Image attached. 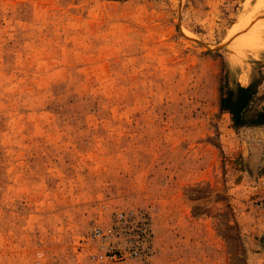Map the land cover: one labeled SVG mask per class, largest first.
I'll list each match as a JSON object with an SVG mask.
<instances>
[{
    "label": "rangeland",
    "instance_id": "374dc122",
    "mask_svg": "<svg viewBox=\"0 0 264 264\" xmlns=\"http://www.w3.org/2000/svg\"><path fill=\"white\" fill-rule=\"evenodd\" d=\"M261 112L264 0H0V264H264Z\"/></svg>",
    "mask_w": 264,
    "mask_h": 264
},
{
    "label": "built area",
    "instance_id": "2783aa9c",
    "mask_svg": "<svg viewBox=\"0 0 264 264\" xmlns=\"http://www.w3.org/2000/svg\"><path fill=\"white\" fill-rule=\"evenodd\" d=\"M124 236L127 240V247L118 253L113 248L106 249L108 258L122 264L129 259L146 260L151 254L152 230L148 223L142 220V215L134 210L119 211L113 216L112 224L102 229L95 227L90 235L91 240L102 244V247L109 245V239ZM102 258L103 255H99Z\"/></svg>",
    "mask_w": 264,
    "mask_h": 264
},
{
    "label": "trees",
    "instance_id": "16d2710c",
    "mask_svg": "<svg viewBox=\"0 0 264 264\" xmlns=\"http://www.w3.org/2000/svg\"><path fill=\"white\" fill-rule=\"evenodd\" d=\"M252 93L249 87L238 86V92L234 98L233 91L228 90L224 98L221 99V110L228 112L232 116L234 125L245 126L244 115L251 100ZM260 120L254 121L251 125H264V114H258ZM263 118V119H262Z\"/></svg>",
    "mask_w": 264,
    "mask_h": 264
}]
</instances>
